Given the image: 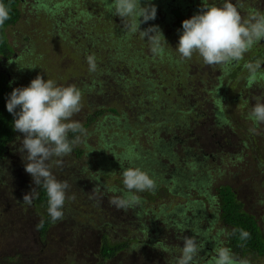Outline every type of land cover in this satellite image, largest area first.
<instances>
[{
    "label": "trees",
    "instance_id": "1",
    "mask_svg": "<svg viewBox=\"0 0 264 264\" xmlns=\"http://www.w3.org/2000/svg\"><path fill=\"white\" fill-rule=\"evenodd\" d=\"M19 1L20 3L25 2V0ZM51 1L53 0H33L31 6L33 7L34 16L30 19L38 18L37 13H41L44 20L50 18V26L45 23V27L49 26L52 28L49 31L52 37H54L56 30H62L59 32L61 41H58L57 38H51L54 43L59 44L60 48L58 46L57 48L48 46L43 52L40 51L43 55L42 62H39V65L33 68L34 71L33 73L30 72L32 73L31 75L28 72L27 83L21 87H27L37 75H41L45 80H53L59 86L60 83L57 81L63 75L62 70L65 68L60 62L62 56L65 54V45L68 49L66 60L70 59L72 55L76 64L82 65L86 62L88 55H94L96 58L97 68L93 72L94 75L90 78V83L84 89L78 88L82 93V97H88L89 105L92 109L91 112H87L84 116L85 121L82 122V127L100 124L103 120H105L106 124L112 123L115 120L113 125L120 134L117 139V142L120 144L126 142L122 138L123 135L131 130L134 133L138 127L141 128L145 125L147 114L159 117L157 123L162 124L159 128L161 133L157 131L155 135H163L164 132L171 130V134L168 137H164L165 139H158L156 137L151 139V148L144 152H135L130 149L121 150V153H115L116 155L114 154V157L111 159L108 155L100 156L98 150L94 151L95 162H105L107 165H103L106 170L113 165L112 167H118L123 172L121 164L123 167L139 168L154 180L155 187L152 190H155L159 184L164 183L160 189H165L170 193L177 192L178 188L184 186L181 183L185 182V180L178 182L175 170L185 168V163L191 162L193 157L184 160L171 147V143L177 141L176 135H188V133L194 135L191 125L198 129L199 127L201 128L200 118L204 114V101L209 103L210 109H207L208 115L209 112L213 111L216 119V123L214 122L213 124L212 134L217 135L226 144H232L227 137L234 138L237 141L236 144L238 145L239 152L242 153H249L248 149L262 147V142H258V140L264 136V124L259 126L254 124L249 119V113L258 100L264 103V82L254 84L250 90L245 88L248 93L237 99L234 98L236 91L239 88H243V82H239L236 78H233L230 83L229 81L224 83L228 91H225L223 96L216 95L215 92L209 93L210 90L207 88L205 82L211 74L212 68L207 73H204L202 67L203 65H208L204 64L202 58L197 54L198 65L194 69L191 60H182L177 55V49L172 50L170 48L172 38L164 34V29L168 30V28H171L175 38H179L183 29L182 23L178 21L190 19L193 15L198 14L203 0H198L199 3L196 4L190 3L192 5L188 8L183 7V0H174L177 5L172 7L171 13L173 15L183 13V16L180 18L173 16L172 18L174 20L176 18L177 21L171 24L170 27L164 26L163 29L159 27L164 37V39L161 37L163 52L159 54H153L150 50L151 47L146 48V40L143 37L136 41L132 39L129 35L131 32L123 28L121 18L114 16L108 10L106 6L107 0H55L50 5ZM75 1L78 2L79 7L76 6ZM0 2L4 3L9 9L10 16L5 21V24L0 26V48L6 51V49H9V46L6 42L4 29L9 23L14 24L17 22L20 10L16 8V5L11 10L5 0H0ZM108 2L111 3V0H108ZM140 2L146 3L148 0H140ZM205 3L222 6L224 0H205ZM262 11L263 8L261 9V13ZM186 13H188V18L185 15ZM152 21H148L149 26L157 25ZM45 27L39 28L42 31ZM140 29L142 31L145 30L144 27ZM254 47L250 51H253ZM24 55L25 52L21 55L22 61L25 60ZM261 55L264 56V51ZM123 59L124 63H120ZM150 63L154 64L149 65ZM239 63L241 62L239 61ZM64 64L66 67H70L73 63L70 59V62ZM231 70L238 71L237 68L228 66V68H225V72L224 70L222 71V78L224 74V78L230 77L229 73L226 74V71L230 72ZM4 79L3 74H0V86L3 85ZM219 86L220 84L217 87ZM144 90L149 91L148 97ZM3 95L4 90H1L0 247L8 246L9 248L3 250L8 259L3 261L4 257H0V264H8L11 260H13L11 264H20L16 262L20 258H25L31 263L36 260H38L39 264L48 263L51 255V251L48 249L50 238L55 236L59 238L66 237L64 249H73L72 252H76L78 249L84 250L90 264H113L114 262L125 264L127 261L126 253L128 251L132 252L134 258H136V248H145L144 234L133 229V235H131L129 234L128 227L131 226L129 225L131 223H137L139 225L138 230L144 232L143 227L145 223L143 214L148 202L144 203L140 195L147 192L150 198L155 197L152 190L139 192V204L129 207L127 210H117V208L110 205L109 199L113 196L122 195L127 190L121 184L118 186L116 183L111 182L107 185L98 178L93 177L90 180V183L93 181V184L89 185L93 189H98V192L92 198L93 204L90 200H87L89 207L86 204V200L79 197L75 190H67L66 196L68 198H66L62 209L64 213L63 219L53 222L47 212L48 198L45 189L38 185L34 187L33 180L29 183L24 169L16 165V158L20 155L26 156L20 145V143L22 144L23 138L21 136L23 134L14 130V116L7 111ZM226 101L235 104L240 103L238 105L240 108L238 113L239 120L224 112L223 108L226 107ZM17 111H19V108ZM177 111L186 114L187 118L191 119V122L183 121L182 118L185 116L182 115H179L177 118L175 116ZM220 126L221 128H219ZM253 128L256 131H252L251 129ZM78 132H69V141H72L75 137L72 135H76ZM143 132L141 131V133ZM242 135L245 137L242 138ZM215 139L220 142V139ZM15 142L17 143V151H15ZM257 142L259 146H257ZM136 143L140 144L138 141ZM85 148L75 145L71 154L68 155L67 161L73 162L76 160L79 162V168H81L84 158L82 162L80 160L84 152L87 151ZM254 151H256V148ZM199 154H196V156L200 160ZM225 155V152H223L222 157ZM116 157L120 158L121 164ZM164 158H168L169 162L172 161L173 170L167 165H159L161 159ZM238 163L245 165L247 161H240L239 159ZM208 166L209 163H206V169H204L208 175L206 182L197 180L198 178L196 180L189 178L188 181H191L195 186L200 181L202 186L207 185L208 187L215 179L219 178L220 174L218 168L212 166L209 170L207 169ZM54 168L55 164H52V173H55ZM203 168L201 166L197 169L201 170ZM169 171H173L170 175H173L175 178L171 177L167 179L165 177L164 174H169ZM235 175L237 174L231 171H223L220 183L213 186L215 193L211 195L212 197H217L219 200L215 205L208 200V204L212 207L214 215L219 216L223 222L222 229L226 230L229 239L228 247L234 254L240 255L244 254V252H252L253 254L264 255V224L262 228L255 216L243 208V202L240 199V187L238 185L227 182L221 184L223 178L236 177ZM79 177L76 174V179ZM121 177L123 178L122 175ZM259 182L263 184L264 180L259 179ZM77 186L72 184L73 188ZM113 189L117 191H112ZM29 192H31L33 197L31 205L23 202V196ZM72 196L75 199H71ZM194 204V206L190 207L192 212L188 217V221L191 224L193 222L194 225L183 224L177 219L172 221V226H174L173 232L178 233V238L168 250L160 244L162 237L160 233L162 226L160 223L165 222L166 218L156 219L158 210L156 212L150 211V227L152 226L154 229L155 237L146 234V243H151V246L156 243V246L154 245L155 248L153 250L149 252L144 251L143 253L148 256L149 260L153 261L152 263L163 264L164 261H171L176 264L177 256L169 260L168 254L175 253L176 255H180V251L177 252V250L183 247V244L180 243H183V237L187 236L185 232H178L176 228L179 226L195 227L194 220L196 219L193 212L195 210L200 211L204 203L196 200ZM158 209L160 210V207ZM172 210L180 216L176 206ZM151 213L155 216L152 217ZM32 214L36 218H32ZM21 217H23V220L20 221ZM125 218L129 224H127L125 230H117L116 227L119 224H125ZM68 223L73 225H69L68 228L56 227L54 230L51 229L53 224L66 226ZM144 228L146 232L149 231L148 227L145 226ZM205 229L207 228H204L203 234L206 232ZM239 229L250 233V237L246 240L241 239ZM17 234L18 236L21 235V237H16L15 235ZM27 234L30 235L28 236ZM24 239L26 243H24ZM85 242H87L88 247L85 245ZM204 245L203 243L201 244V251L205 250ZM146 248L151 249V247ZM199 253L198 255H200ZM77 257H73L72 261L69 259L66 263L86 264L82 260L77 262ZM194 262H196L195 258ZM143 264H146V262H143Z\"/></svg>",
    "mask_w": 264,
    "mask_h": 264
},
{
    "label": "rangeland",
    "instance_id": "2",
    "mask_svg": "<svg viewBox=\"0 0 264 264\" xmlns=\"http://www.w3.org/2000/svg\"><path fill=\"white\" fill-rule=\"evenodd\" d=\"M33 0H25V2L20 3L18 2V9L19 11V18L16 23L13 24V26L10 28L12 32V37L15 40L16 44L20 45V42L24 43V49L28 46L29 51H25V62L20 61V64L18 62L17 66L14 69H11L12 75H17L19 77V85L23 86L27 83L26 79H28V72L31 75L34 71V67L39 65V62H42L43 55L40 53L45 50L46 47L51 46L52 48L57 46L60 48L59 44L54 43L51 38H57L58 41H61V36L59 34L60 30H56L54 32V37H52L49 33V31L52 30L50 28V18L43 19L42 14L37 13L36 15L38 18L36 19H30L31 17L34 16L33 13V7L31 6ZM188 3L196 4L199 3L198 0H184ZM261 0H258L256 3V0H229V2L233 3L239 10L240 14H243L242 18L247 19L251 14L253 13H260L261 14V8L262 4L260 3ZM55 0L51 1L50 5L54 3ZM152 4L156 6L157 13H156V18L152 22L157 24L156 26L162 27L161 29L165 27H170L171 24H174L177 19L175 20L172 18L173 16L180 18L183 16V13L173 15L170 11L172 7L176 6L177 4L174 2V0H150ZM75 4L77 7H79V4L77 1H75ZM145 3H141V6H144ZM243 9L244 11L241 13L240 9ZM264 14V13H263ZM186 17L188 18V13L185 14ZM142 19V17L140 18ZM182 23L183 21H178ZM45 23H47L49 26L45 27ZM39 27H45L44 30L41 31ZM144 27V29L148 28V22L147 23H142L139 26ZM139 28L140 31H142ZM160 29V28H159ZM160 29V30H161ZM162 31V30H161ZM164 34L172 38V43L170 45V48L173 50L176 48V46L179 43V38H175V35L172 34L171 28H168V30L164 29ZM139 31H136L135 33L129 34L133 40H138L142 36L139 34ZM10 35V32L8 34ZM28 39H26V37ZM48 39L46 41V39ZM145 46L146 48H150V44L147 41V37L145 38ZM137 43V42H136ZM65 49V54L62 56V60L60 62L65 66V68L62 70L63 75L58 79L57 82H59V86H68V85H75L77 88L81 87L84 89L86 85H88L91 81V77L94 75L93 72L88 70V64L85 62L82 65L76 64L74 61L73 56L71 55V62L73 63L72 66L66 67L64 63L70 62V59L68 58L66 60V53L68 52L67 47L64 45ZM260 52V59L258 60L261 63V68H264V56L261 55V53L264 51L262 47L258 48ZM258 51H248L247 53L244 54L248 57V59H243L240 60L241 63H244L245 61H248L250 59H254L258 53ZM178 56L179 53H177ZM22 59V58H21ZM125 59V58H124ZM124 59L120 61V63H124ZM191 60V64L194 65V69H196V66L198 65V59H197V54L194 53L192 58L189 59ZM126 61V60H125ZM83 62V61H82ZM113 62V61H112ZM257 61H254L252 63H255ZM154 63H150L149 65H153ZM68 66V65H67ZM212 68V72L207 78L205 84L207 88L210 90L209 93H214L215 88L220 85H225V82L229 83L233 80V78H240L242 73L248 74V70L244 67L243 70L240 71H233L231 70L229 73L231 79L226 81L225 74L223 75V78L221 76V73L223 71V66L216 65L213 67L205 66L203 65L202 69L204 73H207L210 69ZM17 74H16V73ZM27 72V73H26ZM32 72V73H30ZM228 83V85H230ZM234 89V87H232ZM146 96L148 97L149 91L144 90ZM214 100L212 102L213 106ZM240 104V103H239ZM239 104H235L233 102H227L226 101V107L223 108L224 112L226 114H229L233 116L235 119H238V113L240 111ZM81 111L77 114H74L73 117L71 118L72 121H77L82 124V122L85 121V115L87 112H91V106L89 105L88 97H82L81 100ZM204 114L200 118V124L201 128L199 127L196 128L191 125V129L194 133V135H176L177 136V141H173L171 143V147L175 150V152L179 153L181 157L185 159H189L190 157H197L196 154H198V151H204V152H209V151H217L216 149L219 147V149L223 150L225 152L226 157H217L214 160H211L209 163V167L211 169L212 166L218 168L220 171L219 178L215 179L212 184H209L208 187L202 186L201 182L199 181L197 185L195 186L194 184L191 183V181H185L182 182L183 187H180L177 189V192H167L165 189L162 190L160 187L164 184L161 183L159 184L155 190H152L153 194H155V197L150 198L147 195V192H144L142 195H140L139 192H135L134 194L137 196H141L143 199V202H148L146 207L144 208L145 213L143 214L144 218V226L148 227L149 231L148 232H141L138 230L139 225L137 223H131L129 224L125 220V224H119L116 229L117 230H125V227L127 224L131 225L128 227L129 229V234L133 235L132 230L136 229L139 233L144 234V240H145V245L144 249H137V252L135 254L136 258H134L133 253L128 251L127 254V261L125 264H143V262H146V264H154L152 263V260L148 259V256L144 254L143 252H149L153 250L156 246V243L151 246V243H146V234L150 235L152 237H155L154 234V229L152 226L150 227V218L149 214L150 211L156 212L159 217L156 216L157 218H166L165 222H161L160 225L162 226L161 229V240L160 244L165 248V249H170L175 241L178 238V233L173 232V227L172 226V221L174 219L179 220L183 224H191L188 221V217L190 216V213L192 212L191 208L194 206V201L200 200L201 203H204V206L201 207L200 211H194V217L196 220H194L195 227H189V234L192 236H195L197 241L199 242L200 246L201 244L204 245L203 251H201L199 254L195 257L196 262L194 264H212L213 259L216 255L214 248L215 247H228L229 239L226 233V230L222 229L223 228V222L220 220L219 216H214V211L212 207L208 204V200L215 205L218 202L217 197H212L211 195H214V185L217 183H220V180L223 176V171H231L237 175L236 177H225L221 181V184L223 182L231 183V184H236L240 187V198L244 199L247 201L249 204L250 208L259 216H262L264 214V182L261 184L259 182V179L264 180V136L261 137L258 142H262V147H255L256 151L253 152V149H248L249 153H242L239 152L238 145L236 144V140L232 137H227V139L232 143V144H226L223 142L222 139H220L217 135L212 134L213 130V124L216 121L215 116L213 115L214 112H209L208 115V110L210 109L209 103L207 101H204ZM222 105H224L222 103ZM180 110V109H178ZM179 115L185 116L182 118L183 121L191 122L190 118H187L186 114H184L181 111H177L175 113V116L178 118ZM159 117L156 116H150L146 115V122L143 127H138L136 129V132L133 133V130L130 132H127L125 135H123L122 138L126 141L124 144H120L117 142L118 137L120 136L119 132H117L116 127L112 123H107L105 120L101 121L100 124H95L93 126H87V127H82L83 131L78 132L73 138L75 140L77 137H79V141L77 142V146L83 147L87 149L86 152H84V155L82 156L80 162L83 161L84 158V163L81 168H79L78 161H73L69 162L68 160V155L64 156L62 158V167L61 166H56L55 165V173L54 176L56 177L57 180L59 181H67L69 184V188L67 190L69 191H74L78 194L79 197L83 198L86 200V204L89 206V203L87 200H90V202L93 204L92 198L96 195L98 191L93 193V188L89 184H93V181L90 180L93 179V177L98 178L105 184H109L111 182L116 183L118 186L120 184L124 188L123 185V178L121 177L122 171L118 167H109L107 170L105 169L104 165L106 166L107 164L103 161L97 163L95 162L93 152L94 151H99L100 156H105L108 155L111 159L114 157V154H119L121 150H134L136 151H147L151 148L150 140L153 139L154 137L158 139H162L164 137H168V135L171 134V130L166 131L163 133V135H155V133L158 131L161 133L159 128L162 126L161 123H157ZM216 123V122H215ZM224 123V121H223ZM221 128V126L219 127ZM141 131H144L141 133ZM141 133V135H139ZM134 134V135H133ZM118 135V136H117ZM215 135V136H212ZM231 135V134H230ZM224 137V135H223ZM245 136L242 135V138ZM23 138V135L21 136ZM220 139V142H217L215 139ZM165 139V138H164ZM136 141H138L137 144ZM257 142V146L258 145ZM238 148V149H237ZM263 148V149H262ZM260 150V151H259ZM121 153V152H120ZM236 153V154H234ZM88 154V155H87ZM92 154V155H91ZM115 154V155H116ZM186 155V156H185ZM231 157V158H230ZM118 161H120V158L116 157ZM229 158V159H227ZM232 158L235 159H240L247 161V163L244 165H240L237 161L233 160ZM57 159V158H55ZM251 162V163H250ZM253 162V164H252ZM206 163V162H205ZM104 164V165H103ZM224 164V166H223ZM159 165L165 166L167 165L168 167L173 170V163L172 161L169 162L168 158L161 159V162H159ZM158 165V166H159ZM187 166L193 165V162H187L185 163ZM257 165V166H256ZM198 167V166H197ZM208 167V168H209ZM263 167V168H262ZM199 168V167H198ZM187 169V167L185 168ZM170 173L164 174L165 177H169L170 174L173 173V171H169ZM76 174L79 175L80 177L76 179ZM164 178V177H161ZM170 178V177H169ZM194 183V182H193ZM72 184L78 185L76 188L72 187ZM85 184V185H84ZM125 189V188H124ZM199 189V190H198ZM67 195V191H66ZM149 199V200H148ZM148 206V207H147ZM176 206V209L180 213V216L177 215L173 209V207ZM90 207V206H89ZM160 207V210L158 209ZM184 212V213H183ZM204 215V216H203ZM151 216L154 217L151 213ZM32 218H36L34 214L31 215ZM126 217V216H125ZM12 218V217H11ZM23 220V217L20 218V221ZM77 224V222H76ZM69 225H73L71 223H68L66 226L65 225H52V230H54L56 227H62V228H68ZM134 225V226H133ZM174 225V224H173ZM191 225H194L193 222ZM75 227V225H74ZM208 229L207 232L204 234L202 233L201 229L206 228ZM197 229L200 230L201 232L194 233L193 231ZM33 231V230H31ZM184 232V231H183ZM19 233V231H18ZM28 236L30 234H27ZM16 237H21L15 235ZM191 236V237H192ZM26 240L24 239V243ZM66 244V237L64 236L63 238H59L58 236H55L53 238H50L49 242V247L48 249L51 251V255L49 258L48 263L44 264H67L66 261L69 259H73V257H77L76 261H83V263L90 264L89 260H87L86 255L84 250H79L76 252H72V250H68L67 248L64 249V246ZM183 244V243H180ZM85 245L87 246V242H85ZM161 246V248H162ZM88 247V246H87ZM146 247H151L146 248ZM8 246H2L0 247V257H4L3 261H6L8 257L3 253L4 249H8ZM163 249V248H162ZM230 249V248H229ZM180 250H177V252ZM232 251V250H231ZM79 253V254H78ZM233 253V252H232ZM238 258H243L247 259L249 261V264H264V255H258V254H234ZM176 256H179L177 254ZM80 257V258H79ZM173 258V255L171 253L168 254V259ZM13 260H11L8 264H11ZM16 262H19L20 264H39L38 260L34 262H30L29 260L25 258H20ZM43 264V263H40ZM75 264V263H74ZM117 264V263H113ZM163 264H174L171 261H164Z\"/></svg>",
    "mask_w": 264,
    "mask_h": 264
},
{
    "label": "clouds",
    "instance_id": "3",
    "mask_svg": "<svg viewBox=\"0 0 264 264\" xmlns=\"http://www.w3.org/2000/svg\"><path fill=\"white\" fill-rule=\"evenodd\" d=\"M106 6L114 16L121 18L123 28L132 33L139 31L144 39L147 37L153 54L163 52V35L159 26L152 25L143 31L139 30L140 24L156 18V6L150 0L144 6H141L140 0H111V3L107 0ZM9 18V9L0 2V26ZM182 29L176 46L182 60L191 59L196 53L208 66H230L243 59L244 54L256 43L264 40V14L253 13L244 19L238 8L229 0H224L222 6L207 4L203 0L198 14L185 19ZM86 62L89 71L94 72L97 68L95 56L88 55ZM244 67L249 72L247 82L251 87L258 79L261 63H245ZM260 75L264 77V74ZM81 100L82 93L75 85L57 86L53 80H45L41 75H37L27 87L14 88L6 104L7 111L14 116V130L23 134L25 171L31 175L34 185L45 189L48 198L47 212L53 222L63 219L62 209L68 198L66 191L70 186L67 181L56 179L51 166H62V159L59 158L71 154L79 141V137L69 141L68 133L83 131L79 122L71 120L74 114L81 111ZM249 119L257 126L264 124V103L259 100L255 103L249 113ZM251 130L256 131L255 128ZM121 167L123 185L127 191L111 197L109 203L117 210H127L140 203V198L134 194V190H152L155 183L139 168L123 167L122 164ZM96 191L98 189L94 188L93 193ZM32 198L29 192L23 196V202L31 205ZM71 199L75 197L72 196ZM239 233L241 239L250 237V233L243 229H239ZM200 251L201 247L195 236H184L176 264H194V258ZM214 251L216 255L212 264H249L247 259L236 257L227 247H215ZM249 253L252 252H244Z\"/></svg>",
    "mask_w": 264,
    "mask_h": 264
},
{
    "label": "flooded vegetation",
    "instance_id": "4",
    "mask_svg": "<svg viewBox=\"0 0 264 264\" xmlns=\"http://www.w3.org/2000/svg\"><path fill=\"white\" fill-rule=\"evenodd\" d=\"M5 2H7L9 4L10 9L12 10L13 7H14V5H16V8L18 7L19 0H5ZM185 2L186 1H184V6H183L184 8H188V7H190V5H192L190 3H185ZM257 2H258V0H256V3ZM260 3L262 4V8H263V11H262L261 14H263L264 13V0H261ZM240 10H241V13H242V10L243 9L241 8ZM12 26H13V24L12 23H9V25H7L5 27V29H4V33H5V36H6V42H7V45L9 46V49H6V51H4L3 49L0 48V74H3V76L5 77V79L3 81V85L0 86V91L1 90H4L3 100L5 101V104H7V100L9 98L10 93L12 92V90L14 88L21 87L19 85V77L17 75H12L11 69H14L17 66L18 62L20 63V61H22L21 60V55H23V53L26 50L29 51L28 46L26 47L25 50H23L24 49V43L23 42H20V45L21 46H19V45L16 44L15 40L12 37V32L10 31L11 30L10 28ZM9 32H10V35L11 36L8 35ZM28 37L29 36H27L26 39H28ZM254 46L255 47L253 48V50L258 51V52H259V49L258 48L262 47L264 49V40H262L259 43H256ZM25 54H26V52H25ZM24 57H25V55H24ZM244 59H248V57L245 55L244 56ZM259 59H260V52L258 53V55L254 59L252 58V59H250L248 61H245L244 63L234 62L230 66L231 67H234V68H237V70L240 71V70H243L244 69V64L245 63H252L254 61H258ZM226 67L228 68V66H223L224 72H225V68ZM227 73H228V71H226V74ZM260 74H264V68H260V70H258V79H257V81L254 84H259V83L264 82V77H262ZM248 76H249V72H248V74L242 73L241 76H240V78H238L239 82H243V88L242 89L239 88L236 91V94H235V97H234L235 99H237L239 97H243V96H245L244 95L245 93H248L245 90V88H247L248 90H250L253 87L254 84L251 87H249V85H248V82H247ZM225 79H226V81H228L229 79H231V77H227ZM225 91H228V89H227L226 86L223 87V85H220L219 87L215 88V94L216 95H222L223 96L225 94ZM212 136H215V135H212ZM217 142H219V141H217ZM20 145L22 146L21 143H20ZM16 146H17V143L15 142V151H17V147ZM219 147H221V146H219ZM219 147L216 149L217 151H209V152L198 151V153H200L198 156L201 157L200 160L197 157L196 158L193 157L192 158V161H191V162H193V165H191V166L185 165V168L187 167V169H185V168H178L177 171L175 170V175H176V179L178 180V182H180L182 180L188 181L189 178H192L193 180H196L198 178L197 180H201L203 182H206L208 180V175H207V172L204 171V169H206L205 165H206V163H210L211 160H214L217 157H222L223 150L219 149ZM234 154H236V153H234ZM24 157L26 158V156H24ZM208 157H209V159H208ZM225 157H226V155L223 156L222 158H225ZM227 159H229V158H227ZM232 159L235 160V161H237V162L239 160V159H235V158H232ZM25 163H26V161L23 159V156L22 155H20L18 158H16V165L18 167H22L24 169V171H25ZM197 166L198 167L203 166L204 168L201 169V170H198L197 169L198 168ZM223 166H224V164H223ZM207 169L210 170V168H207ZM25 173H26V171H25ZM26 176H27L28 181L30 183L32 181L31 175L28 174V173H26ZM169 177L170 178L171 177L175 178L173 175H170ZM169 177H167V179ZM35 186H37V185H34V187ZM240 199L243 202V208L245 210L249 211L250 213H252L253 216H255V218L257 219V221H259V224L263 228V224H264V217H263V215L264 214L262 216L257 215L250 208V206H249V204L247 203L246 200H244L242 198H240ZM214 216L216 217V215H214ZM144 227H143V231L146 233ZM176 230L178 232H182V233L184 231L185 234L187 235V237H191L192 236V235L189 234L190 233L189 232L190 230H189L188 227L179 226V227L176 228ZM201 231L203 233L204 228H202ZM201 231L195 229L193 232L196 233V235H197V232H201ZM205 231L207 232L208 229H205ZM172 255H173V258H174V256H176L175 253H172ZM173 258H171L169 260H172Z\"/></svg>",
    "mask_w": 264,
    "mask_h": 264
}]
</instances>
